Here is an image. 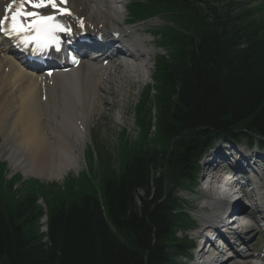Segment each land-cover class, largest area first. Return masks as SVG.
<instances>
[{"label":"trees","instance_id":"trees-1","mask_svg":"<svg viewBox=\"0 0 264 264\" xmlns=\"http://www.w3.org/2000/svg\"><path fill=\"white\" fill-rule=\"evenodd\" d=\"M187 9L186 33L176 35L179 62L170 64L167 77L162 72L168 87L160 133L168 139L178 128H212L189 141L190 153L217 128L241 126L264 138L263 10L254 8L238 21L216 7L204 15ZM164 163L165 151L131 147L121 173L101 179V196L93 192L50 208L48 243L38 228L36 198L23 195L15 210L1 206L0 264H171L164 242L175 240L173 216L158 202L164 176L156 177ZM140 190L145 196L139 206Z\"/></svg>","mask_w":264,"mask_h":264},{"label":"bare ground","instance_id":"bare-ground-1","mask_svg":"<svg viewBox=\"0 0 264 264\" xmlns=\"http://www.w3.org/2000/svg\"><path fill=\"white\" fill-rule=\"evenodd\" d=\"M90 2L94 5L93 10L99 11V4L108 0ZM3 56L0 62V128L4 134L0 152L26 175L48 177L63 163L75 166L77 162L72 156L78 154L84 141L78 133L98 101L95 80L100 78V71L87 68L75 74L53 76L52 87H48L43 101L38 92L40 82L18 70L6 53ZM10 119L22 120L20 127ZM78 122L80 127L76 126ZM216 197L214 194L211 199ZM209 218L214 225L217 215ZM220 259L221 256L213 257L211 264H218Z\"/></svg>","mask_w":264,"mask_h":264},{"label":"snow or ice","instance_id":"snow-or-ice-1","mask_svg":"<svg viewBox=\"0 0 264 264\" xmlns=\"http://www.w3.org/2000/svg\"><path fill=\"white\" fill-rule=\"evenodd\" d=\"M25 3H29L32 8H39L46 6L43 0H11V3L5 6V15L0 18V31L5 35H23L27 33H34V36L28 37L24 40L27 44L30 40L41 47H48V40H41L42 36H48L55 31L63 30L59 26H49L47 21L53 20L54 17H48L47 20L38 18V14L30 11H25ZM51 7H56L55 0H48ZM28 17H33L32 23H25Z\"/></svg>","mask_w":264,"mask_h":264},{"label":"rangeland","instance_id":"rangeland-1","mask_svg":"<svg viewBox=\"0 0 264 264\" xmlns=\"http://www.w3.org/2000/svg\"><path fill=\"white\" fill-rule=\"evenodd\" d=\"M105 89L109 90L110 85H108L107 83L104 84ZM126 88V82L124 81L122 84V89L120 90L121 93L124 92ZM111 101L115 104V102H117L116 99H111ZM98 113H100L99 115H97ZM111 117L110 113L108 114L107 119L105 120V117L101 116V112L97 109L95 112H93L91 115L88 116V124H89V128L90 126L93 127L94 126V131L101 137L102 142H105L107 140V142L109 143V145L107 148L110 149H115L116 148V144L115 142H110V139H115V135H111L108 129V125H109V118ZM111 137V138H110ZM86 146H88V137L86 140ZM87 158L89 159V155H87ZM99 170H96V172L98 173Z\"/></svg>","mask_w":264,"mask_h":264}]
</instances>
